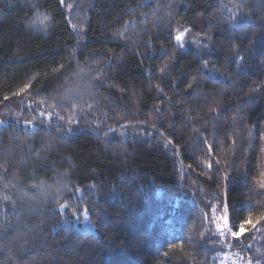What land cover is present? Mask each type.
<instances>
[{
	"label": "trees",
	"instance_id": "1",
	"mask_svg": "<svg viewBox=\"0 0 264 264\" xmlns=\"http://www.w3.org/2000/svg\"><path fill=\"white\" fill-rule=\"evenodd\" d=\"M239 2L0 0V224L15 221L13 200L34 209L0 237V264H222L205 217L227 205L238 230L264 213V0H243L232 21ZM60 93L80 100L78 123L65 109L40 124ZM93 184L95 226L65 209L66 230L59 204ZM240 239L256 264L264 235Z\"/></svg>",
	"mask_w": 264,
	"mask_h": 264
},
{
	"label": "snow or ice",
	"instance_id": "2",
	"mask_svg": "<svg viewBox=\"0 0 264 264\" xmlns=\"http://www.w3.org/2000/svg\"><path fill=\"white\" fill-rule=\"evenodd\" d=\"M61 4L64 5L65 4V0H61ZM67 7H71V5H66ZM238 10L239 13L237 15H233L230 19L232 21H236L240 16L246 15L245 12V8H244V4H243V0H240L239 3H235L234 5ZM32 7H37L36 4H33ZM48 19L47 16L44 17L43 20L40 21L41 25H44V30H47V26L45 25V21ZM190 31L188 28H184L183 32H188ZM206 38L208 40H211L212 37L210 35H206ZM183 39L182 35H176L175 36V40L177 42H180ZM182 46V45H181ZM203 47H208L207 44L203 45ZM233 54L236 56H239L240 54L236 51L235 48H233ZM241 60L244 59V57H240ZM237 64L239 65V61H237ZM204 67H208V62L205 61L204 62ZM56 71H59V69H56ZM101 83H103V81H101ZM193 85L189 84L188 88H192ZM14 95L19 96L20 93H14ZM5 100H8L9 98L7 96L4 97ZM49 99L53 100L54 103L51 104V107L53 108V110L55 109H59V112H56L55 117H53V115L51 113H45L44 111H39V116L42 118L39 120L40 124H45V121H51L52 119H58L61 121L66 120V117H64L62 115V113L65 111V109H67L68 112L73 113L71 119H67V123L69 125L73 124V123H78V118H79V113L77 112V109L80 105V100L74 99V98H70L68 97L65 93H60L58 96H54V97H50ZM23 109V106H22ZM88 109L90 110H94V106L93 104L89 103L88 104ZM29 111H34L33 106L32 105H28V109ZM84 110L81 108L80 112H83ZM157 112H161V109H157ZM213 112H215L216 110L213 108L212 109ZM90 113H86L83 118L85 119L86 122L87 121V115ZM35 121H36V115L34 114L32 119L30 120H25L24 123L26 126H30L33 127V129L35 128ZM0 123H2V121H0ZM48 127H51V124L49 123L47 125ZM63 123L58 124L57 125V129L58 131H62L63 130ZM97 129H99L100 125L97 124ZM72 131V128L69 127L68 128V132L70 133ZM110 131H115L114 129H110ZM161 136H164L165 134L163 132L160 133ZM105 135H107V133H105ZM149 135H151V133H149ZM63 137H61L62 139ZM167 139V137H165ZM261 140H264V135H262L260 137ZM202 143H206L202 142ZM167 145H171L173 148L176 147V145L173 143V140L171 139H167ZM213 151V146L209 145L208 146V153L211 154ZM262 151H264V149H262ZM37 155H39V153H37ZM189 168H191V165H188ZM206 167L210 170L209 171V175H211V169H212V164H207ZM218 171V169H217ZM261 176L264 177V173H261ZM6 178V177H5ZM224 179H228L227 176L224 177ZM5 187H7V185H5ZM260 187L262 189H264V180L260 181ZM96 189V185H88V192L87 193H83L82 190L80 188H73L71 191L73 193V199H75L77 202L75 203V205H69L66 203H60L59 204V211H60V215L63 217V219H61L60 221H58V223L62 224L66 230L69 229V226L71 225V221H69L66 217H67V213L64 211L65 209H70L71 211V215L73 217H83V220L86 221L89 225L95 226V221L90 219V214L94 211V209H96L98 207L97 201L94 198H91L93 196V191ZM201 191H203L201 189ZM77 193H81L80 196H77ZM85 195H87L89 197L88 200H85L84 197ZM260 195H264V192L260 193ZM3 199L5 201L9 200L8 196H4ZM27 200H32V197H28ZM12 206H13V211H12V216L15 217V221L9 219V215L6 213L3 217V223L0 224V237L6 236V232L7 231H11L13 229L16 230L17 234H19L20 232V224L21 221L24 220L25 216H30L34 213V209L33 207L29 206L27 204V202L25 201L24 203L18 204L17 201L13 200L12 201ZM54 214L56 212V210H53ZM216 211H219L218 208L213 209V212L215 213ZM97 219H99L100 215H102V212H97ZM205 220L209 223V225H211L212 223L216 224V230L215 232L212 231V229L209 227L207 233H201V236L204 238L203 242L208 244L213 250H215L217 253L222 252L224 247H232V248H238L239 249V253H232L233 255H241L246 253L249 249H251L252 244H247L245 245V243L243 242V240H241V234L245 231V229L247 228V230L249 232H252L253 230H255L256 234H261L264 235V213H261L257 216H253L251 213L244 218L239 226H238V230L236 225H232L230 224V216H229V208L227 205L224 206L223 208V215L220 218H216L215 216H213L212 218H208L205 217ZM222 220L223 221V228H221L219 221ZM25 227H27V225H25ZM29 232H34L37 233L39 232V228L38 226L33 229V228H29L28 229ZM229 234L231 236V240L229 239ZM25 235H27V233H25ZM17 238H19V235H17ZM10 239V238H9ZM249 239H255V235H253L252 237H249ZM232 241H239V243H233ZM166 256L168 255L167 252L164 253ZM261 259H256V264H264V253H261ZM229 256L226 254L224 256V259H228ZM216 257H213V261H215ZM247 264H252V260H249L247 262Z\"/></svg>",
	"mask_w": 264,
	"mask_h": 264
},
{
	"label": "built area",
	"instance_id": "3",
	"mask_svg": "<svg viewBox=\"0 0 264 264\" xmlns=\"http://www.w3.org/2000/svg\"><path fill=\"white\" fill-rule=\"evenodd\" d=\"M221 228H223V221H219ZM229 239L231 240V236L229 234ZM232 253H238L234 252L231 247H226V249L221 253V260L222 264H247V259L242 255L243 258H241V255H233ZM228 255V259H224L225 255Z\"/></svg>",
	"mask_w": 264,
	"mask_h": 264
},
{
	"label": "rangeland",
	"instance_id": "4",
	"mask_svg": "<svg viewBox=\"0 0 264 264\" xmlns=\"http://www.w3.org/2000/svg\"><path fill=\"white\" fill-rule=\"evenodd\" d=\"M78 228H82L83 230L92 231L91 226L86 221H81L77 224Z\"/></svg>",
	"mask_w": 264,
	"mask_h": 264
}]
</instances>
